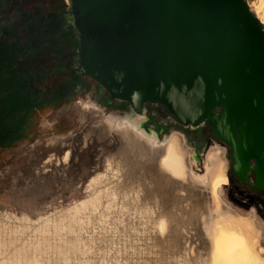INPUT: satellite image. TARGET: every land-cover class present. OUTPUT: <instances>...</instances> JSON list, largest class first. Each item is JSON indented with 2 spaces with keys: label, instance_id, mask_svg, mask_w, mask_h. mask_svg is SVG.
Here are the masks:
<instances>
[{
  "label": "rangeland",
  "instance_id": "374dc122",
  "mask_svg": "<svg viewBox=\"0 0 264 264\" xmlns=\"http://www.w3.org/2000/svg\"><path fill=\"white\" fill-rule=\"evenodd\" d=\"M55 1L60 2V8H68L66 0H0V74L6 77L0 82V264H206L196 255L197 243L187 242L199 227L189 218L179 223L181 228L177 226L181 229L179 244L176 236L166 238L162 247L167 253L159 254L160 245L149 236L154 234L153 226H144L145 210L138 199L144 193L143 180L151 188L148 192L157 191L147 170V175L144 169L135 170L140 176L136 177L137 184L122 182L123 174L113 183L109 181V161L120 150L115 123L134 120L125 114L140 112L132 104L122 108L119 100L106 101L109 93H101L97 81L77 72L79 41L70 36L61 20L57 23L51 16ZM245 1L249 5L254 0ZM18 79L29 82L28 93L38 94L37 98L20 101L21 97L6 86V82L16 83ZM151 103L155 102L142 106L147 118L145 129L158 133L162 140L174 132L183 134L197 155L194 174L202 176L207 154L225 145L209 135L200 146V138L194 135L197 129L190 127L192 134H186L165 105ZM104 123L111 125L110 136L96 131ZM226 157L229 184L220 190L222 198L247 220L252 221L256 214L264 224V192H254L242 184L233 186L227 149ZM127 185L130 188H125ZM137 191L142 193L134 194ZM183 194L186 192H179ZM183 204L185 214L189 207ZM170 223L168 230L175 225ZM184 232L190 236L186 240Z\"/></svg>",
  "mask_w": 264,
  "mask_h": 264
},
{
  "label": "water",
  "instance_id": "95a60500",
  "mask_svg": "<svg viewBox=\"0 0 264 264\" xmlns=\"http://www.w3.org/2000/svg\"><path fill=\"white\" fill-rule=\"evenodd\" d=\"M70 1L82 75L139 112L155 102L193 131L209 121L264 190V29L245 0Z\"/></svg>",
  "mask_w": 264,
  "mask_h": 264
},
{
  "label": "bare ground",
  "instance_id": "6f19581e",
  "mask_svg": "<svg viewBox=\"0 0 264 264\" xmlns=\"http://www.w3.org/2000/svg\"><path fill=\"white\" fill-rule=\"evenodd\" d=\"M67 1L69 2V0ZM249 7L254 15L258 18V20L262 24H264V0H254L251 4H249ZM140 114L137 113V116H135L134 120L123 119L118 123H115L114 134L120 143V150L119 153H117L115 157H112L113 159L111 158V161H109L111 163L108 167L109 175L107 173L106 174L109 176V178H107L110 182L112 181V183L115 177H117L118 175L120 177V175L123 174V176H121L123 178L122 182H125V180H130V184L132 182H135V184H137L136 181L138 180V178L136 180V177L139 175L135 170L139 169V172H141L144 169V173H146L145 171L147 170V172L151 174V177L149 178H152L151 181L154 185L153 189L157 191H152V193L151 191L148 192L151 188L148 187L146 181L143 180L141 182L144 183L142 185L144 186V193L142 195L140 194L141 196L139 195L138 199L139 202H141L142 207L144 208L143 210H145L143 211L144 226L148 224H151L153 226L154 234L149 236H151V241H154L155 245H160H158L161 249L160 252L158 251L159 254H161V252L162 254L167 253V251L162 247V244L163 242H165L166 238L172 239V237L174 238L176 236L178 237V243L179 238H181L179 233V230L181 229H178L179 223L188 221L187 219L189 218L190 221H193L194 223L199 225V227H195L197 228L196 235L194 237L192 235L193 239H187V242H189L190 244H192L193 242L197 243L198 246L196 255L200 260L205 261L206 264H264V224L262 223V220L256 214L253 215L254 219L252 221L247 220L246 217L242 216V214H240L230 202L223 199L220 194V190L222 189V187L229 184V177L227 174L228 159L226 157V149H221L219 146L212 148V151L207 154L204 174L202 176H196L194 174V163H196L197 161V156L194 150L189 145H187L185 136L180 132H174L170 137H166L162 140L160 139L158 133L145 129L146 121L144 120V116ZM110 127V123H104L101 127H98L96 131L103 137H106L108 135L110 136ZM133 171H135V174L133 173ZM106 174L104 176H106ZM146 175L144 174L145 177ZM119 177L118 179H120ZM102 180H100V182ZM94 183L95 182H93L91 185H93ZM129 183L127 182V184ZM135 186L133 188H135ZM120 188L121 187L119 185V189ZM125 188L130 187L127 185V187ZM101 190H103V188ZM121 190L122 189H120V191ZM180 191H185L186 195L183 194V196H180ZM112 192L110 193L112 194ZM114 193L116 194V192ZM136 193L138 194L142 192L137 191L134 194ZM94 194L97 195L96 192ZM193 195L197 197L195 198L194 196L192 198ZM110 197L112 198V196ZM117 198L119 199V197ZM183 203L188 204L189 210H187V212L185 213L188 216H184L185 214L182 213L184 209L181 211V204ZM129 214L131 216V213ZM130 219L132 220L131 217ZM169 222H175V225L168 230ZM188 233H190V231ZM142 235L143 233H141V236ZM145 236L148 237L147 234ZM181 236L184 239L185 232L184 236ZM186 237H188V235L185 236V240ZM141 238H143V236ZM8 240L10 239L8 238L7 241ZM148 240H150V237ZM8 243L11 242L8 241ZM139 243L141 242L139 241ZM184 244L187 243L185 242ZM179 253H182V251H180ZM155 254L158 256L162 255H159L157 253ZM164 256L166 257V255ZM170 256L171 255H169V257ZM170 258H168V260H170ZM157 259L155 258L153 261ZM166 259H164L165 262ZM173 259L175 260L176 258L173 257L171 260ZM176 261L177 260H175V262ZM171 262L170 264H172Z\"/></svg>",
  "mask_w": 264,
  "mask_h": 264
},
{
  "label": "flooded vegetation",
  "instance_id": "af4514ba",
  "mask_svg": "<svg viewBox=\"0 0 264 264\" xmlns=\"http://www.w3.org/2000/svg\"><path fill=\"white\" fill-rule=\"evenodd\" d=\"M66 2H67V5H68V8L65 9V7H66L65 6L64 9H63V8H60L59 7V5H60L59 3L60 2L55 1L54 4L56 5V7L54 8V12H52L51 16L54 18L55 22H57V23H59L60 20H61V22H63L62 26L67 27V29L69 30V33L71 34L70 36L74 40H78L79 41V45H80V39H79V37H78V35L76 33V30L74 29V27L70 23V18L72 16L71 15V4L67 0H66ZM75 69L77 70V72L78 71L80 72V65L78 67V63L75 65ZM15 75L17 76L18 73L15 74ZM11 77H14V76H11ZM2 78H6L5 77V74H0V82L3 81ZM14 78L17 79L16 77H14ZM91 79H93V78H91ZM18 82L16 81L17 84L15 82H11L10 84L6 82V86L7 87L10 86L11 91L17 93L18 97H21V100L20 101H22L24 99H28V98L30 100H33L34 99V96H36V98H37L38 94H36L34 96L33 95H29L28 92L30 91V85H31L29 82H24L23 80H19V79H18ZM100 88L102 89L101 90V93L106 92V90L102 86H100ZM0 97H2V96H0ZM105 100L108 101V102L109 101L110 102H113L116 99L111 100V97L110 98L108 97ZM119 101L123 102V104L120 106L122 108L131 105L130 102L123 101V100H119ZM151 104H154L155 105V103H151ZM142 106H141V109H140V113H141L140 115L144 116V120L147 121V118H146V115H145V111L142 108ZM166 110L172 115V117L174 118V120L177 121L176 117L168 110V108H166ZM212 112H213V114L215 116H218L219 114H221L222 108L221 107H215ZM132 114L133 115L126 113L124 117H126V116H130V117L137 116V114H134V113H132ZM124 117H120V118H124ZM179 125L182 127V129L184 130V132L186 134H192V132H190V127H185L181 123H179ZM205 131H208V132L207 133H204ZM152 132H154V131H152ZM194 135H196V136H198L200 138V140L198 141L200 146H203L204 145L205 139H207L209 135H211L213 138H215L221 144L225 145V148L227 149V154H229V160L231 162V173H230V177L232 179L233 186L239 187V185L242 184L244 186L250 187L254 192H260V191H263L264 192V190H256V189H254V185L256 184V174H255L254 171H252V169L256 166V164H257L256 161L254 159L253 160H249V164H248V167L249 168H248V171L246 173L245 178L242 179L236 173V171L233 168V162H232L233 149H232L231 145L228 142H226L225 140L221 139L218 136V134L216 133L215 129L213 128V126L210 124L209 121L204 120L201 123L200 129L199 130H196L194 132ZM165 137H167V136H165ZM197 146H198V143H197Z\"/></svg>",
  "mask_w": 264,
  "mask_h": 264
},
{
  "label": "trees",
  "instance_id": "16d2710c",
  "mask_svg": "<svg viewBox=\"0 0 264 264\" xmlns=\"http://www.w3.org/2000/svg\"><path fill=\"white\" fill-rule=\"evenodd\" d=\"M263 27V26H262Z\"/></svg>",
  "mask_w": 264,
  "mask_h": 264
}]
</instances>
